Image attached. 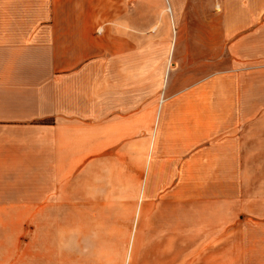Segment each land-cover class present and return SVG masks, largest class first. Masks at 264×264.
<instances>
[{
    "label": "crops",
    "instance_id": "0c3cea01",
    "mask_svg": "<svg viewBox=\"0 0 264 264\" xmlns=\"http://www.w3.org/2000/svg\"><path fill=\"white\" fill-rule=\"evenodd\" d=\"M0 264H264V0H0Z\"/></svg>",
    "mask_w": 264,
    "mask_h": 264
}]
</instances>
